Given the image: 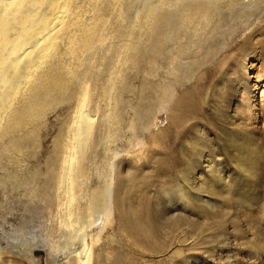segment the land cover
<instances>
[{
	"label": "bare ground",
	"instance_id": "bare-ground-1",
	"mask_svg": "<svg viewBox=\"0 0 264 264\" xmlns=\"http://www.w3.org/2000/svg\"><path fill=\"white\" fill-rule=\"evenodd\" d=\"M260 26L264 30V0H0L1 206H9L5 222L33 211L45 210L49 218L42 239L19 235L0 243V264L8 253L30 264H189L181 245L174 250L179 242L187 250L197 244L186 243L184 219L126 210L127 189L137 192L142 182L125 188L120 165L138 147L137 133H152L160 111L182 128L199 103L196 79L204 84L211 69L223 73L228 48ZM243 61L245 71L250 63ZM217 76L215 91L222 92L226 76ZM240 82L243 111L264 120V76L256 90L247 89L245 78ZM180 84L186 88L177 91ZM229 116L220 120L231 126L216 129L217 143L203 139L211 148L202 150L203 164L193 170H202L194 174L203 184L216 180L213 192L240 193L260 174L262 151L255 150L252 132L241 129V117ZM56 125L57 146L45 153ZM199 132L194 143L204 137ZM137 153L136 160L143 155ZM191 172L182 170L175 184V204L185 212L194 203L206 205L188 196L197 179ZM171 235H178L175 243L167 242ZM126 244L131 251L123 250Z\"/></svg>",
	"mask_w": 264,
	"mask_h": 264
},
{
	"label": "rangeland",
	"instance_id": "rangeland-1",
	"mask_svg": "<svg viewBox=\"0 0 264 264\" xmlns=\"http://www.w3.org/2000/svg\"><path fill=\"white\" fill-rule=\"evenodd\" d=\"M263 33V27L260 26L255 32L248 34L243 39H239L238 42L234 43V46L228 48L227 54L230 55V58L228 61L225 60L226 63L225 61H223L224 64L222 63V69L226 72L221 70L223 73L218 74L213 68L214 70L211 69V73L204 75V84H202V78L200 82L196 79L197 82L195 84H200L196 87L200 90L199 103L195 107V112L191 114V117L187 119L182 128H176L175 124L172 123L170 112L160 111L152 133L143 134L138 132V147L133 155L130 158H125L123 164L120 165L125 179V188L131 186V184L142 182V188L139 187L137 192L130 193L129 189H127L128 192L125 194V204L123 205L126 210L143 211L144 215L149 219H154L156 216L159 217L161 214L162 216L168 214L164 217L172 216L184 219L182 226L188 231V237L186 238L188 241L186 243L195 241L197 244L193 246L195 249L187 250L188 246L184 242H179L174 250H180L181 248L179 247L181 245L182 250H185L186 254L188 253L189 264H264V201L262 198L264 195V120L259 114L258 117L256 116L257 118H250L249 113L243 111L245 110L244 103L237 101L238 90L241 86L240 79H246L248 90H256L257 77L259 75L264 76ZM244 58H247L250 64L247 70L242 71L241 63ZM192 69L195 70L196 65ZM217 75L226 76L222 92L215 91L216 83H220ZM197 76H202V69L198 71ZM225 85H228V91ZM203 87L207 89L206 92L208 94L202 108ZM177 88H179L177 91H181L186 88V85L180 84ZM227 96H229L228 107H226L227 104L222 102ZM261 102L260 96L258 99L257 97L254 99L257 113L262 108L263 103ZM228 115H232L229 117H236L238 120L241 117V129L247 130L246 132H252L253 139L257 140L256 145H254L255 150L262 151L260 155L263 163L260 164V174L252 175L250 185L244 184L240 193L228 192V190L222 189L224 187L216 188V191L213 192L212 188L217 187L216 180H213L208 185L203 184L204 177L194 174H200L202 170H193L199 164H203L202 150L205 148V151H209V148H211L208 143H204L203 139L208 136L213 138V142L209 141L212 146L217 143L215 140L216 129L219 128L221 123L227 124L224 120L221 122L220 120ZM54 118L51 117V120H54ZM227 126L230 127L231 125L227 124ZM56 127L57 125L50 130V134L44 141L43 152L45 153L52 154V150L57 146L58 142L53 144V139L57 134ZM198 131H200V137H204L197 141L199 143H194L193 138L198 139ZM137 152L143 153L138 160L134 158ZM219 159L222 162L224 161V163L226 162V167L233 166L226 161L224 155H221ZM189 169L190 171L192 169L191 174H194L197 179L189 189V192H187L190 194L188 196L192 197L194 201L199 200V203L204 200L206 205L198 207V203H194L193 211L185 212L181 204H175L177 198L175 190L178 188L175 184L181 183L182 170L189 171ZM227 174L229 173L224 170L223 175L226 179ZM129 176L134 179L132 183L128 180ZM162 187H168L170 192H165ZM195 197L198 199H195ZM1 202L2 195L0 191V243H4L5 240H14L19 235L27 238L35 235L37 239H42L45 236L47 232L45 222L49 220L45 210L43 212H30L22 221L10 219V221L5 222L9 206L7 205V208L2 207ZM119 238L121 239V236ZM166 239L168 243H175L178 240V235H171ZM125 243L126 239L121 244H118V248ZM129 245L126 244L123 250L129 249L128 251H131V246ZM19 258L20 261L13 253H8L7 256L3 255L4 264H30L26 258H24L25 260L21 257ZM158 259L156 258L155 260L158 261ZM41 264L47 263L42 259ZM157 264L171 263L163 260L162 263Z\"/></svg>",
	"mask_w": 264,
	"mask_h": 264
}]
</instances>
